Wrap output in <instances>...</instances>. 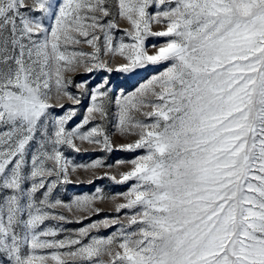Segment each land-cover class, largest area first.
Here are the masks:
<instances>
[{
    "label": "snow or ice",
    "instance_id": "6c2138e0",
    "mask_svg": "<svg viewBox=\"0 0 264 264\" xmlns=\"http://www.w3.org/2000/svg\"><path fill=\"white\" fill-rule=\"evenodd\" d=\"M81 44L92 51L70 49ZM117 55L115 69L102 58ZM147 66L163 67L115 97L128 142L94 123L108 117L107 79L71 129L74 109L52 111L80 103L69 87L86 90L81 68ZM76 141L141 154L76 164L62 151L79 153ZM105 166L117 174L100 178L126 191L53 196L70 172ZM106 200L115 217L63 239L42 227L73 222L58 208L81 223ZM0 264H264V0H0Z\"/></svg>",
    "mask_w": 264,
    "mask_h": 264
},
{
    "label": "rangeland",
    "instance_id": "374dc122",
    "mask_svg": "<svg viewBox=\"0 0 264 264\" xmlns=\"http://www.w3.org/2000/svg\"><path fill=\"white\" fill-rule=\"evenodd\" d=\"M30 2V0H28ZM112 5H115V0H110ZM33 15H39V13H33ZM50 20H45V24H49ZM117 23L119 27L122 29L126 27V23L117 19ZM156 28V26H153ZM114 36L118 40L119 37L122 35V32H118L114 30ZM163 38H149L147 44L150 46L152 44H159L162 42ZM125 42H129L125 40ZM71 48L80 49L86 52L92 51V49L87 46L86 44L81 45H72ZM151 51V48H149ZM103 59H107L109 61V66L115 69L116 64L123 63L124 61L118 55L116 57H102ZM163 66H147L143 69H137L130 73H120L116 72L115 70L111 73L104 71V70H97L91 73H87L83 70V68L79 69L78 72L72 73V78L76 84L87 82L86 83V90L81 91L77 89L75 86H70L69 91L79 97L80 103L75 104L66 98L63 99V103L65 105L64 109L55 108L52 111L56 115H63L65 111L69 109H74L75 115L69 121L67 127L71 129L76 124L80 123L85 114L87 108L91 104V90L95 88L97 85L104 83L105 79H107V86L106 89L109 93L110 103H108V117L107 120L101 122L99 118L94 123H103L105 130L111 137V140L114 145L128 142L130 137H124L119 135L115 128L116 122V105H115V97L120 95L121 93L127 94L131 92L137 87L139 84L145 82L148 78L152 75L156 74L157 72L162 70ZM142 118V117H141ZM93 124H89L85 127L87 128L92 127ZM77 145L81 148L79 153L73 151L72 149L64 146L62 151L64 155L71 159L76 164L81 163H90L92 160L95 159H103L105 161V165H115L117 160H127L133 158L135 155L141 154L138 150L136 153L121 151V150H113L112 152H107L101 150V147L98 145H89L86 142L81 143L80 141H76ZM32 147L34 148L35 145L33 144ZM30 159V156H29ZM103 167L100 169L95 170V174L92 171H84V170H77L75 173L70 172V179L73 181L70 184H61L58 185L56 189H54L53 196L55 198H59L64 202H70L73 197L80 196V195H91L95 193L97 188H100L105 195L111 196L117 193L126 191L129 187V184H115L112 180L107 177L100 178L103 176V173L106 171H110L113 174H117V170L115 167L109 169L107 167ZM121 170H125L121 168ZM91 181V183L89 182ZM96 207L102 209V211L98 215H92L89 219L83 220L81 223L75 222V217L72 216L66 210L63 209H56L57 212H62L63 215L68 217L69 220L73 221L71 223L65 221H58V220H48L45 222V225L42 227H59L64 229V232H61L56 238L63 239L65 235L75 233L79 228L85 227L90 223L103 220L108 217H115L117 214L112 210L113 206L110 200L106 201H97ZM123 217L124 213L121 212L119 214ZM117 226H113L112 228H101L98 232L93 230L91 235H100V236H107L111 234V232L115 231ZM106 259V258H105Z\"/></svg>",
    "mask_w": 264,
    "mask_h": 264
}]
</instances>
